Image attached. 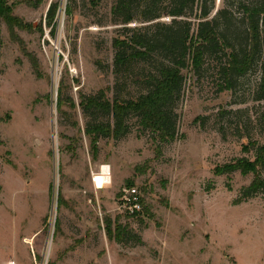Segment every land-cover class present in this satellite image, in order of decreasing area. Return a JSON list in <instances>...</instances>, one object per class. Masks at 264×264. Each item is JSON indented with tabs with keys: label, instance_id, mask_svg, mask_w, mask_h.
<instances>
[{
	"label": "rangeland",
	"instance_id": "374dc122",
	"mask_svg": "<svg viewBox=\"0 0 264 264\" xmlns=\"http://www.w3.org/2000/svg\"><path fill=\"white\" fill-rule=\"evenodd\" d=\"M6 1L20 25L1 24L0 264H264V194L234 205L253 175L214 173L233 160L253 159L243 149L249 141L264 143L258 126L264 101H255L264 52L232 89L221 88L223 54H206L198 74L192 65L183 70L178 137L159 143L160 152L137 117L128 120L125 137L94 140L89 123L114 121L85 114L81 98L144 93L115 88L114 40L127 38L125 27L151 23H115L113 0ZM258 1L208 0L205 20L226 11L229 37L240 49L246 45L243 6ZM201 4L181 18L191 21V34L205 21ZM102 165H110L112 183L99 190L92 178ZM131 186L143 202L136 217L121 203ZM115 224L142 243L116 242Z\"/></svg>",
	"mask_w": 264,
	"mask_h": 264
},
{
	"label": "trees",
	"instance_id": "16d2710c",
	"mask_svg": "<svg viewBox=\"0 0 264 264\" xmlns=\"http://www.w3.org/2000/svg\"><path fill=\"white\" fill-rule=\"evenodd\" d=\"M102 1L92 0L95 5ZM199 1L202 2L199 16L205 20L212 9L208 0H113L112 18L115 23H151L144 28L125 27V32L130 33L127 38L114 40V73L117 78L115 88L122 90L134 86L141 88L144 93L129 99L115 96L113 101L106 97L104 91L96 95L82 96L81 106L85 114L100 113L105 117H112L114 121L113 124L96 120L89 123L86 132L94 140H119L125 137L130 133L128 120L137 117L142 129L151 132L160 152L161 144L172 143L178 137L179 117L175 106L185 85L183 70L192 65L198 74L204 67L206 54H223L226 61L220 64L218 71L225 82L221 88L231 89L234 82L252 70L257 56L264 52V0L243 6L247 25L246 45L240 49L234 46L229 37L231 18L226 16L224 10L219 12L215 19L200 22L198 33L191 34V21L181 18L193 14ZM6 2L0 0V51L3 45L2 22L8 26L20 25L14 21L11 8ZM56 9V4L49 9L51 20L55 17ZM165 16L172 17V21L161 22ZM219 18H225L221 25L218 24ZM261 70V80L255 92L257 102L264 101V61ZM258 122L264 134V109L259 114ZM1 142L0 137V144ZM243 149L247 153L253 152V159H236L214 169L217 176H230L235 172H240L243 176L253 175L251 183L240 190L234 205H240L264 194V143L249 141ZM110 236L118 243L134 239L142 243L139 236L121 224L114 225Z\"/></svg>",
	"mask_w": 264,
	"mask_h": 264
},
{
	"label": "built area",
	"instance_id": "2783aa9c",
	"mask_svg": "<svg viewBox=\"0 0 264 264\" xmlns=\"http://www.w3.org/2000/svg\"><path fill=\"white\" fill-rule=\"evenodd\" d=\"M93 185L96 189H103L112 183V173L110 165H102L100 169L94 173L92 178ZM121 203L123 204L126 213L134 216L143 210L140 194L135 187L125 190L121 195Z\"/></svg>",
	"mask_w": 264,
	"mask_h": 264
}]
</instances>
